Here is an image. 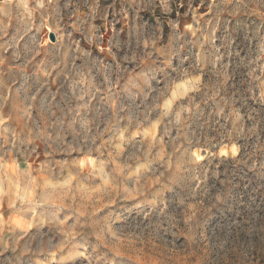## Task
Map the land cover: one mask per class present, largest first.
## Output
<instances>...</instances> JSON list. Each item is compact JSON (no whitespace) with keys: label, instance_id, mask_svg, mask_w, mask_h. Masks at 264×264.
Returning a JSON list of instances; mask_svg holds the SVG:
<instances>
[{"label":"rangeland","instance_id":"obj_1","mask_svg":"<svg viewBox=\"0 0 264 264\" xmlns=\"http://www.w3.org/2000/svg\"><path fill=\"white\" fill-rule=\"evenodd\" d=\"M0 264H264V0H0Z\"/></svg>","mask_w":264,"mask_h":264},{"label":"water","instance_id":"obj_2","mask_svg":"<svg viewBox=\"0 0 264 264\" xmlns=\"http://www.w3.org/2000/svg\"><path fill=\"white\" fill-rule=\"evenodd\" d=\"M50 39H51L52 41H55V36H54V34H50Z\"/></svg>","mask_w":264,"mask_h":264},{"label":"bare ground","instance_id":"obj_3","mask_svg":"<svg viewBox=\"0 0 264 264\" xmlns=\"http://www.w3.org/2000/svg\"><path fill=\"white\" fill-rule=\"evenodd\" d=\"M234 148H235V147H234ZM222 153H223V154H226V150H222Z\"/></svg>","mask_w":264,"mask_h":264}]
</instances>
